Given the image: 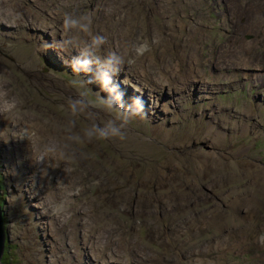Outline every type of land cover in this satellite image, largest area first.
<instances>
[{"label": "rangeland", "instance_id": "obj_1", "mask_svg": "<svg viewBox=\"0 0 264 264\" xmlns=\"http://www.w3.org/2000/svg\"><path fill=\"white\" fill-rule=\"evenodd\" d=\"M0 90L3 264H264V0H0ZM37 123L39 174L7 137Z\"/></svg>", "mask_w": 264, "mask_h": 264}, {"label": "bare ground", "instance_id": "obj_2", "mask_svg": "<svg viewBox=\"0 0 264 264\" xmlns=\"http://www.w3.org/2000/svg\"><path fill=\"white\" fill-rule=\"evenodd\" d=\"M8 13V12H7ZM7 15V14H6ZM146 15H147V12H146ZM40 28V27H39ZM39 35V34H38ZM73 38V37H72ZM73 40H75V39H73ZM60 41V40H59ZM135 48H137L138 50L140 49V51H139V54H138V58L141 60V59H144L145 61L147 60V56H148V52H147V49H146V47H145V45L144 44H136L135 45ZM165 48V47H164ZM114 49V48H113ZM112 49V50H113ZM166 50H167V48H166ZM115 51H116V49H115ZM119 51H121V50H119ZM41 52V51H40ZM55 52V51H54ZM66 52V51H65ZM64 52V53H65ZM77 52V51H76ZM112 53H113V51H111ZM162 52V51H161ZM165 52V51H164ZM168 52V51H167ZM42 53V52H41ZM40 53V54H41ZM45 53V52H44ZM46 53H48V52H46ZM63 53V54H64ZM67 56V55H66ZM164 57H165V55H163ZM169 56V55H168ZM170 56H171V54H170ZM109 57L111 58V60H112V58L113 57H111L110 55H109ZM81 58V57H80ZM167 58V57H166ZM172 58V57H171ZM196 58V57H195ZM194 58V59H195ZM21 59V58H20ZM19 59V60H20ZM197 59V58H196ZM24 60V59H23ZM114 60V59H113ZM112 60V61H113ZM123 60V59H122ZM125 60V59H124ZM128 60V59H127ZM143 60V61H144ZM172 60V59H171ZM195 61V60H194ZM24 62V61H23ZM22 62V63H23ZM80 62V61H79ZM170 62V61H169ZM173 62V61H172ZM178 62V61H177ZM192 62V61H191ZM20 63V62H19ZM29 63V62H28ZM128 63H130V64H139V62L138 63H134V62H132V61H129ZM142 63V62H141ZM144 63V62H143ZM171 63V62H170ZM71 64V63H70ZM189 64H190V62H189ZM199 65H200V63H198ZM87 66H90V63H89V61L86 59V58H84V59H82L81 60V63L78 65V67H77V70H75L77 73H85V75H87L88 73H89V71L86 69L87 68ZM176 66H178V65H176ZM176 66H174V65H171V64H169V63H167L166 61H165V63H164V67H163V69H175L176 68ZM195 66H196V64H195ZM28 67H30V66H28ZM91 67V66H90ZM191 67V66H190ZM27 68V67H26ZM73 68V67H72ZM78 68H79V70H78ZM94 68V67H93ZM196 68H197V66H196ZM177 69V68H176ZM178 69H179V67H178ZM28 70V69H27ZM32 70V69H31ZM101 70V69H100ZM152 70V67L151 66H149L148 65V67H140V69L139 70H136V72L137 73H139L140 75H149L147 72H149V71H151ZM188 70H189V68L187 69V72H188ZM198 70H199V68H198ZM72 71V70H71ZM94 71V70H93ZM103 71V70H102ZM106 71V70H105ZM194 70H192V72H193ZM201 71V70H200ZM99 72V71H98ZM136 72L135 71H133V73L134 74H136ZM163 71H161V73H162ZM196 72V71H195ZM28 73V72H27ZM74 73V72H73ZM132 72H128L127 74H133ZM151 73V72H150ZM156 73V72H155ZM164 73V72H163ZM80 74V75H81ZM102 74V73H101ZM107 74V73H106ZM168 74V73H167ZM189 74H191V73H189ZM5 75H6V73H5ZM157 75V76H156ZM155 76L156 77H159L160 75H158V74H156ZM161 75H163V74H161ZM172 75V74H171ZM8 76V75H7ZM44 77H46L45 75H43ZM92 76V75H91ZM104 76V75H103ZM136 76H137V78L139 79V76L136 74V75H134V78H136ZM176 76V75H175ZM188 76V75H187ZM194 76V75H193ZM11 77V76H10ZM89 77V76H88ZM97 77V76H96ZM99 77V76H98ZM144 77V76H143ZM148 77V76H147ZM154 77V76H153ZM163 77H165V76H163ZM190 77V76H189ZM65 78V77H64ZM63 78V79H64ZM112 78V77H111ZM150 78H152V77H150ZM180 78V77H179ZM185 78V77H184ZM66 79V78H65ZM96 79V78H95ZM102 79V78H101ZM116 79H118V76H117V78ZM116 79H114V77L112 78V80L115 82V83H118L119 81L117 80L116 81ZM148 79V78H147ZM155 79V78H154ZM160 79V78H159ZM168 79V78H167ZM172 79V78H171ZM10 80H11V78H10ZM14 80H16L15 78H14ZM35 80V79H34ZM169 80V79H168ZM191 80V79H190ZM50 84L49 85H45V87H46V89H47V91L49 92V93H51V94H53L54 93V89H53V81L52 80H47ZM98 81V82H97ZM95 80L94 82H97V84H101V86H102V88H103V90L106 92V89H105V85H106V81H104V79L103 80H101V82H100V79L99 80ZM173 81V80H172ZM185 81V80H184ZM187 81V80H186ZM11 82H13L12 80H11ZM16 82V81H15ZM141 82V81H140ZM190 82V81H189ZM14 83V82H13ZM114 83V84H115ZM111 84V83H110ZM131 84V83H130ZM130 84H128L127 86H125V85H122L123 86V88H124V90H123V94H124V96H125V100L126 101H128L129 99H131L130 98V96H129V94H128V92H130L129 90H130ZM151 84V83H150ZM149 84V85H150ZM132 85H133V83H132ZM110 86V85H109ZM116 86V85H115ZM135 86V85H134ZM151 86V85H150ZM152 86H153V84H152ZM155 86V85H154ZM141 87V86H140ZM26 87H23V90L25 89ZM134 88V87H133ZM176 88V87H175ZM20 89V88H19ZM141 89V88H140ZM110 90V89H109ZM112 90V89H111ZM115 90H116V88H115ZM6 91H8V90H6ZM20 91V93L23 95V98H25V95H24V93L22 92V90L20 89L19 90ZM25 91H26V89H25ZM83 91V90H82ZM143 91V90H142ZM0 92H1V90H0ZM28 92V91H27ZM104 92V93H105ZM110 92H112V91H110ZM109 92V93H110ZM115 92V91H114ZM131 92H133V91H131ZM19 93V92H18ZM115 93H117V92H115ZM112 94V93H111ZM144 94V93H143ZM147 95H150V96H152V94H154L153 93V88H152V90H147V93H146ZM170 94V93H169ZM174 94H175V91H174V93H173V96H174ZM54 95V94H53ZM160 95V94H159ZM19 96V95H18ZM83 96V95H82ZM101 96V95H100ZM142 96V95H141ZM22 97V96H21ZM71 97V96H70ZM79 97V96H78ZM172 97V96H171ZM8 98V97H7ZM23 98H21V99H23ZM26 99V98H25ZM134 99V98H133ZM138 99V98H137ZM2 100H5V99H2ZM82 100V99H81ZM117 100V99H116ZM123 100V99H122ZM139 100V102L141 103V105L143 106V108H141V109H143V110H145L146 108L148 109L149 107H148V105H146V99H138ZM153 100V99H152ZM156 100H157V98H156ZM83 101V100H82ZM118 101V100H117ZM120 101V100H119ZM158 101V100H157ZM171 101V100H170ZM3 102V101H2ZM15 101H13L12 103H14ZM16 102H18V101H16ZM107 102V101H106ZM132 102V101H131ZM135 102H137V101H133L132 103H133V107H135V108H138V109H140V104L138 105V103H135ZM167 102V101H166ZM36 103L38 104V105H40V103L39 102H37L36 101ZM83 103V102H82ZM101 103V102H100ZM99 103V104H100ZM124 103V102H123ZM0 104H1V101H0ZM36 104V105H37ZM157 104V103H156ZM167 104V103H166ZM173 104V103H172ZM11 105V104H10ZM21 105V104H20ZM103 105V104H102ZM119 105V104H118ZM124 105V104H123ZM126 105V104H125ZM131 105V104H130ZM159 105V104H158ZM163 105H164V103H163ZM163 105H161L159 108H157V106L156 107H153V110H156L157 112H159V114H164V109L162 108V106ZM174 105V104H173ZM41 106V105H40ZM37 107V106H36ZM35 107V108H36ZM85 107V106H84ZM88 107V106H87ZM92 109H95V107H97V106H95V107H93V106H90ZM90 107L88 108V109H90ZM107 107H109V106H107ZM123 107V106H122ZM125 107V106H124ZM129 107V106H128ZM127 107V108H128ZM145 107V108H144ZM0 108L1 109H3L4 111H6V112H11V113H13L14 115H17L16 114V111L14 110V107L12 108H10V106L9 105H7L6 106V110H5V108L2 106V105H0ZM18 108H20V110H22L23 109V106L22 107H18ZM38 108V107H37ZM41 108V107H40ZM44 108H45V106H44ZM100 108V107H99ZM114 108V107H113ZM170 108V107H169ZM98 109V108H97ZM115 110V109H114ZM119 110H120V108H119ZM168 110V109H167ZM180 110V109H179ZM38 111V110H37ZM36 111V112H37ZM86 111V110H85ZM89 111V110H88ZM109 111V110H108ZM126 111H127V109H126ZM133 111V110H132ZM131 111V112H132ZM141 111V110H140ZM170 111V110H169ZM209 111V110H208ZM94 112V111H93ZM97 112V111H96ZM99 112V111H98ZM110 112V111H109ZM138 112V111H137ZM143 112V111H142ZM166 112V111H165ZM175 111H173V113H174ZM87 113H89V112H87ZM114 113V112H113ZM116 113V112H115ZM167 113V112H166ZM169 113V112H168ZM172 113V112H171ZM210 113V112H209ZM95 114H97V113H95ZM104 113H102V112H100V115H103ZM139 114V113H138ZM157 114V113H156ZM177 114V113H176ZM206 114V113H205ZM126 115H127V113H126ZM153 115V114H152ZM133 116V115H132ZM170 116V115H169ZM140 117V116H139ZM161 117H163V116H161ZM209 117V116H208ZM60 118V117H59ZM70 118V117H69ZM124 118H126V117H124ZM129 118V117H128ZM158 118V117H157ZM166 118V117H165ZM98 119V118H97ZM134 119H135V117H134ZM140 119H141V117H140ZM199 119V118H198ZM124 120V119H123ZM139 120V119H138ZM147 120V119H146ZM204 120V119H203ZM61 121H62V118H61ZM95 121V120H94ZM37 122V121H36ZM63 122H64V120H63ZM98 122V121H97ZM96 122V123H97ZM101 122V121H100ZM99 122V123H100ZM145 122V121H144ZM62 123V122H61ZM65 123V122H64ZM69 123V122H68ZM102 123V122H101ZM124 123H126V122H124ZM147 123V122H146ZM165 123V122H164ZM163 123V124H164ZM44 124V123H43ZM66 124V123H65ZM70 124V123H69ZM126 124H128V123H126ZM57 125H59V124H57ZM64 125V124H63ZM68 125V124H67ZM102 125V124H101ZM100 125V126H101ZM128 125H130V124H128ZM168 125V124H167ZM2 126H3V124H2ZM61 126V125H60ZM65 126V125H64ZM209 126V125H208ZM207 126V128H209L210 129V127H208ZM211 126V125H210ZM56 127H58V126H56ZM62 127V126H61ZM68 127V126H67ZM66 127V128H67ZM104 127V126H103ZM100 128V127H99ZM106 128V127H105ZM170 128V127H169ZM41 128H40V126L38 125V123L37 124H33V125H30V126H25L24 128H22V130L20 131V133H19V135H14V134H8L7 135V137L8 138H10L11 137V141H10V139H9V141H10V145H11V147H15V146H17V149H18V151H17V155L20 157V156H23L22 157V159H23V161H25L26 160V163H27V161H30V162H32V165L35 167V168H37V170H36V173H40V168H43V167H41V163H45V161H46V157L45 158H42V156H43V153H44V150L45 149H50L52 152H56L57 150L55 149V147H57V145L55 144V138L54 137H51V139L53 140V144H51L50 142H48V143H45L43 140H40L39 138H40V136H38V134H37V132L40 130ZM59 129V128H58ZM70 129V128H69ZM107 129H108V126H107ZM72 130V129H71ZM125 130H127V131H130V129L129 128H126ZM58 130H56V133H58L57 132ZM79 131V130H78ZM2 133H5V131L2 129V131H1V136H2ZM76 133V132H75ZM114 133V132H113ZM79 134V133H78ZM77 134V135H78ZM115 135V134H114ZM113 135V136H114ZM42 136V135H41ZM118 136V135H117ZM117 136H116V138H114V139H118L117 138ZM43 137H44V139H46L45 138V135L43 134ZM122 139H124V138H122ZM150 139V138H149ZM47 140V139H46ZM151 140V139H150ZM5 141V140H4ZM123 142H124V140H123ZM122 143V142H121ZM30 144H32L33 146H34V149L33 148H29V145ZM195 144V143H194ZM190 145H191V143H190ZM1 147H0V158H1V160H2V163L3 162H8V163H11V159H10V155H8V151L6 150V146L3 144V145H0ZM97 147V146H96ZM92 149V148H91ZM93 150V149H92ZM98 150V149H97ZM41 156V157H40ZM18 157V159L17 160H19L20 158ZM37 157H40V159H38V161H35L34 160V158H37ZM46 164V163H45ZM26 164H24V163H22V165L21 166H17V172H18V175L19 174H21V175H24V173H23V170L22 169H26V170H29L30 169V167H32V165L31 164H28V166L29 167H26L25 166ZM44 166V165H43ZM5 168H6V170H7V173H9V175H10V178H11V176L13 177V173H12V171H9V168L7 167V166H5ZM47 169V168H46ZM53 169H54V173L55 174H58L59 173V171L53 166ZM61 171H63V170H61ZM60 171V172H61ZM46 174V173H45ZM53 174V173H52ZM140 176V175H139ZM42 177H43V173L41 172V175H40V179H42ZM141 177H143V176H141ZM38 178V177H37ZM35 180V179H34ZM34 180H33V183H34ZM53 180V179H52ZM141 180H142V178H141ZM140 180V181H141ZM17 182V187L14 185V182ZM27 183L29 182V180H25ZM41 181V180H40ZM143 182H144V180H143ZM26 183V184H27ZM41 183V182H40ZM43 183V182H42ZM141 183V182H140ZM46 184V183H45ZM257 184V183H256ZM142 185V184H141ZM259 185H261V184H259ZM255 186H257V185H255ZM5 187H6V190L9 192V196H11V194L12 193H14L15 195H16V197H17V199H18V202L20 203V204H23V206L24 207H26V205H25V203L23 202V190H22V186H21V180H20V177H18V179H16V180H10V179H8V181L6 182V185H5ZM257 188H259V187H257ZM255 191H257L256 189L254 190V192ZM253 192V193H254ZM258 193H261V191L260 192H258ZM45 195V194H44ZM260 195V194H259ZM256 196H258V194L256 195ZM250 197V196H249ZM15 198V197H14ZM251 198H255V195H254V197H251ZM41 199V198H40ZM39 199V200H40ZM239 199V198H238ZM33 200V199H32ZM38 200V199H37ZM51 200V199H50ZM246 200V199H245ZM12 201H13V203H14V200L12 199ZM249 201V200H248ZM39 202V201H38ZM241 202V201H240ZM260 202V201H259ZM5 203V202H4ZM34 203V202H33ZM241 204V203H240ZM239 204V205H240ZM249 204V203H248ZM262 204V203H261ZM47 205H49V204H47ZM236 205V204H235ZM260 205V204H259ZM0 206H1V209H2V211H4V208H6L7 207V204L5 205V204H2V202H0ZM242 206V205H241ZM262 206V205H261ZM51 207H52V205H51ZM13 209V206L11 207V210ZM46 209V208H45ZM49 209H51V208H49ZM41 210V209H40ZM53 211V210H52ZM257 211V210H256ZM50 213V215L52 214L51 212H49ZM257 213V212H256ZM35 214H37V215H35ZM34 215H33V219H36L37 217H38V220H40L41 221V219H43L42 217V212H37V213H35ZM222 214H225V213H222ZM253 214V213H252ZM260 214V213H259ZM263 214V213H262ZM253 215H255V213L253 214ZM223 216V215H222ZM259 216V215H258ZM60 217V216H59ZM256 217V216H255ZM264 217V216H263ZM244 218V217H243ZM242 218V219H243ZM249 218V217H248ZM257 218V217H256ZM241 219V220H242ZM37 220V219H36ZM251 220V219H250ZM257 220V219H256ZM259 220V219H258ZM3 221H4V225H5V220L3 219ZM244 221V220H243ZM42 222V221H41ZM251 222V221H250ZM252 222H254V221H252ZM47 223V222H46ZM39 224V223H38ZM212 224V223H211ZM252 224H254V223H252ZM45 225V224H44ZM210 225V224H209ZM36 226H38L37 225V223H36ZM35 226V227H36ZM40 226V225H39ZM212 226V225H211ZM216 226V225H215ZM214 226V229L216 228ZM47 227V226H46ZM224 227H226V226H224ZM228 227V226H227ZM37 228V227H36ZM219 228V227H218ZM220 228H223V227H220ZM231 228V227H230ZM229 228V229H230ZM6 229V228H5ZM46 229V228H45ZM258 229V228H257ZM256 229V230H257ZM210 230V229H209ZM227 230V229H226ZM231 230V229H230ZM235 230V229H234ZM238 230V229H237ZM211 231V230H210ZM254 231V230H253ZM259 231V230H258ZM208 232V231H207ZM214 232H216V231H214ZM250 232V231H249ZM206 233V232H205ZM241 233V232H240ZM243 233V232H242ZM251 233V232H250ZM250 233L248 234V235H250ZM254 234V233H253ZM257 234V233H256ZM255 234V235H256ZM6 235H7V232H6ZM48 235V234H47ZM50 235V234H49ZM52 235H53V233H52ZM257 236V235H256ZM256 236H253V237H256ZM55 238V237H54ZM216 238V237H215ZM237 239V238H236ZM254 239V238H253ZM49 240V239H48ZM215 240V239H214ZM217 240V239H216ZM240 240V239H239ZM243 240V239H242ZM244 240H247V239H245L244 238ZM56 241V240H55ZM222 241V240H221ZM49 242V241H48ZM243 242H245V241H243ZM260 242H261V245H264L263 243H264V237H262L261 239H260ZM221 243V242H220ZM9 243H7V245H8ZM52 244V243H51ZM230 244V243H229ZM6 245V246H7ZM56 245V244H55ZM225 245V244H224ZM6 246H5V248H6ZM68 246V245H67ZM221 246V244H218V243H215L214 244V248H219ZM206 247V246H205ZM204 247V248H205ZM208 247V246H207ZM211 248H212V246H210ZM222 247V246H221ZM226 247V246H225ZM61 248V247H60ZM232 248V247H231ZM263 248H264V246H263ZM262 248V249H263ZM88 249V248H87ZM234 249V248H233ZM62 250V249H61ZM81 250V249H80ZM207 250V249H206ZM208 250H210V249H208ZM212 250V249H211ZM59 251V250H58ZM57 251V252H58ZM65 251H67V250H65ZM77 251H79V250H77ZM81 252V251H80ZM4 253H5V251H4ZM61 253V252H60ZM81 253H83V252H81ZM62 254H65V253H63L62 252ZM68 255H70L69 253H67ZM84 254V253H83ZM61 255V254H60ZM4 256V255H3ZM64 256V255H63ZM72 256V255H71ZM79 257V256H78ZM87 257V256H86ZM90 257V256H89ZM63 258V257H62ZM68 259H69V257H68ZM55 260V259H54ZM70 260V259H69ZM68 260V261H69ZM79 260V259H78ZM77 260V261H78ZM94 261V260H93ZM2 262H3V258H2ZM52 262V261H51ZM63 262H65L64 260H63ZM73 262H75V261H73ZM70 263H72V262H70ZM83 263H84V260H83ZM77 264V263H76ZM85 264V263H84Z\"/></svg>", "mask_w": 264, "mask_h": 264}, {"label": "water", "instance_id": "obj_3", "mask_svg": "<svg viewBox=\"0 0 264 264\" xmlns=\"http://www.w3.org/2000/svg\"><path fill=\"white\" fill-rule=\"evenodd\" d=\"M6 243H7V235L3 221V211L0 206V264H3L2 258L4 255Z\"/></svg>", "mask_w": 264, "mask_h": 264}]
</instances>
